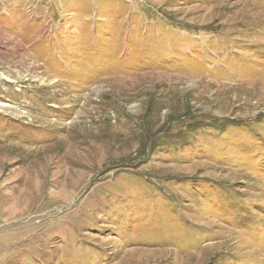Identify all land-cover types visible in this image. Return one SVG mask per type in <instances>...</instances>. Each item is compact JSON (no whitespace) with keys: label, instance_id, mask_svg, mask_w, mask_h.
Returning <instances> with one entry per match:
<instances>
[{"label":"rangeland","instance_id":"1","mask_svg":"<svg viewBox=\"0 0 264 264\" xmlns=\"http://www.w3.org/2000/svg\"><path fill=\"white\" fill-rule=\"evenodd\" d=\"M0 264H264V0H0Z\"/></svg>","mask_w":264,"mask_h":264}]
</instances>
